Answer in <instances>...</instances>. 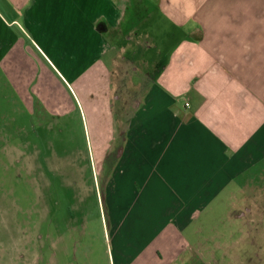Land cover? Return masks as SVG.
Returning <instances> with one entry per match:
<instances>
[{
	"label": "crops",
	"instance_id": "0c3cea01",
	"mask_svg": "<svg viewBox=\"0 0 264 264\" xmlns=\"http://www.w3.org/2000/svg\"><path fill=\"white\" fill-rule=\"evenodd\" d=\"M144 22L168 55L134 104L118 94V59L151 45L137 34ZM0 77L29 108L69 87L99 152L121 148L107 190L130 222L117 264H195L187 226L235 186L232 234L264 243V0H0Z\"/></svg>",
	"mask_w": 264,
	"mask_h": 264
},
{
	"label": "rangeland",
	"instance_id": "374dc122",
	"mask_svg": "<svg viewBox=\"0 0 264 264\" xmlns=\"http://www.w3.org/2000/svg\"><path fill=\"white\" fill-rule=\"evenodd\" d=\"M137 34L143 43L150 38L151 45L118 59V94L134 104L148 94L168 55L152 22L141 24ZM65 89L67 96L63 88L43 91L49 108L36 101L29 108L14 100L0 77V264H117L121 237L129 235L127 208L114 209L107 192L121 148L99 152L90 113L73 99L74 91ZM227 189L222 201L210 203L187 226L185 255L195 256V264H264L262 239L257 245L240 244L241 235L231 232L239 224L227 213L242 206L244 196L238 186ZM246 206L261 209V202Z\"/></svg>",
	"mask_w": 264,
	"mask_h": 264
}]
</instances>
